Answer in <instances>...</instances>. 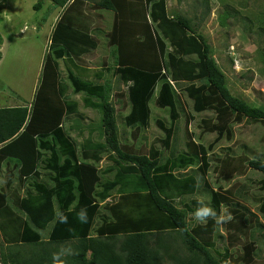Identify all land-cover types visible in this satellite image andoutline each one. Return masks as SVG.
Wrapping results in <instances>:
<instances>
[{"label": "trees", "instance_id": "16d2710c", "mask_svg": "<svg viewBox=\"0 0 264 264\" xmlns=\"http://www.w3.org/2000/svg\"><path fill=\"white\" fill-rule=\"evenodd\" d=\"M45 1L38 0L34 8L41 9ZM51 2L61 12L43 62L44 81L30 102L14 91L3 96H19L20 104H5L0 97V169H8L0 188V264H52L61 245L78 253L62 257L65 264L253 263L259 247L249 209L235 192L212 187L207 175L217 162L214 170L226 181L249 169L264 174V159L229 153L214 158L210 152L216 141L206 145L189 129L185 148L179 147V103L185 92L194 111L216 110L217 122L206 120L209 129L218 131L216 140L232 136V122L245 117L264 127V106L230 90L227 74L194 18L171 13L168 0ZM203 6L202 18L210 14V0ZM100 9L113 11L110 32L92 22V12ZM223 9L222 24L240 14L230 5ZM45 13L44 20L50 12ZM259 13L241 21L250 23L244 27L248 33L258 23L262 37L264 10ZM98 33L109 38L112 62L96 69L93 80L87 75L92 68L76 61L89 47H98ZM61 62L69 64L66 77ZM70 89L98 113L95 121L87 122L67 93ZM161 108L170 120L156 118L162 135L149 149L130 145L127 134L122 138L118 114L124 115V131L139 141ZM85 130L88 135L79 141ZM104 157L109 160L105 167L100 166ZM188 168L193 171L185 172ZM256 183L264 189V177ZM198 192L207 193L208 206L218 212L221 206L228 209L231 230L240 235L253 230L238 259L232 260L229 246L216 244L224 237L219 225L212 219L198 224L191 217L200 201L207 204L194 196ZM254 199L264 215V195ZM81 209L87 210V223L77 219ZM58 213L68 223H61ZM258 223L261 232L264 225Z\"/></svg>", "mask_w": 264, "mask_h": 264}, {"label": "rangeland", "instance_id": "374dc122", "mask_svg": "<svg viewBox=\"0 0 264 264\" xmlns=\"http://www.w3.org/2000/svg\"><path fill=\"white\" fill-rule=\"evenodd\" d=\"M37 1L0 0V97L5 104H20L19 101L22 102V98L26 102L32 101L37 87L44 81L43 62L49 51L52 28L59 19L61 8L52 9L51 0H46L43 7L36 10L34 4ZM203 3L204 0H168V8L173 14H185L194 18L198 29L213 46L214 57L227 74L230 90L251 104L264 106V62L261 59L264 52V36L261 37L256 32L257 22H255L257 24L253 33H248L244 27L247 26L248 28L250 23H247V20L241 21L242 18L252 19L255 18V15H259V12L264 10V0H210V14L202 18L204 14ZM225 5L234 7L240 14L235 15L236 17L232 15L228 19V23L222 24L220 14L223 13ZM89 8L92 9L88 5L87 9ZM47 11L50 12L49 17L44 20ZM92 13L94 17L92 22L105 33L110 32L113 23V11L100 9V11L94 10ZM98 13L99 19H96ZM98 38V47H89V52L76 61L81 66L85 65L92 68L87 72V75L93 80L95 79L93 72L96 69L102 68L105 61L112 62V48H110L108 36L98 33ZM61 66L64 77H66L69 64L61 62ZM76 72L82 73L83 70L77 68ZM122 87L125 86L122 85ZM13 91L22 98L19 96L12 99L4 97ZM67 93L71 95V99L78 103L81 113L87 118V122L95 121L98 118L96 111L84 106L82 94H74L72 89ZM193 103L187 93H181L179 110L182 115L178 122L179 147L185 148L184 142L188 137L187 129H189L195 133V138L198 141L206 145L216 141L214 150L210 152L214 158H225L226 153H229L235 156L247 155L249 158L264 159V141L262 140L264 127L260 123H253L246 117L233 121L231 125L232 136L225 135L222 139L216 140L218 131L209 129L206 120L211 119L212 123L217 122V111L209 109L199 113L194 111ZM126 109L123 108V111ZM123 111H120L121 114H124ZM153 117L150 126L142 130V140L133 141L132 136L129 135L130 132L124 131V115L118 114L117 122L121 132H123L122 138L125 139L127 134L130 145L136 144L137 147H141V150L143 147L149 149L155 139L162 135V129L157 125L156 118H162L167 122L170 120L166 108L155 109ZM71 122L73 123L72 120L68 121V125ZM83 122L86 124L85 119ZM87 135V130H85L83 136L79 137L78 140L81 141ZM157 145L162 147L158 142ZM108 163V158L104 157L100 166L105 167ZM217 163H213L207 179L212 187H216V190L235 192L236 197H240V201L249 209L247 214L252 221L255 239L259 247L255 264H264V228L259 232L257 225L258 222L264 225V215L259 210V203L255 202L254 199L255 196L264 195V189H261L260 185L256 183L257 180L264 177V174L258 170L249 169L245 173H236L230 181H226L221 178L223 177L222 174L214 170ZM188 171H193V169L185 170V172ZM2 172L4 173L3 170ZM2 178L0 177V188L3 187ZM194 196L207 202V205L209 204L207 193L198 192ZM224 209L229 213L226 207ZM227 224L228 222L219 225L218 232L224 237L216 239V244L221 249L229 246L233 253L232 260L238 259V254L243 253V246L249 241L250 233L253 230H248L246 235H240L238 231L227 227ZM1 235L0 231V240L2 239ZM45 236L48 239L47 234ZM231 241L233 245H231ZM232 263L235 264L234 261ZM236 264H241V262L237 261Z\"/></svg>", "mask_w": 264, "mask_h": 264}, {"label": "clouds", "instance_id": "9594fccd", "mask_svg": "<svg viewBox=\"0 0 264 264\" xmlns=\"http://www.w3.org/2000/svg\"><path fill=\"white\" fill-rule=\"evenodd\" d=\"M190 215L198 224H206L209 219H212L217 225H221L230 222L233 219L232 215L227 213L223 206H221L218 212L216 209L208 206L203 201L199 202V206ZM58 217L61 223H68L67 216L62 213H58ZM77 219L81 223H87V210L81 209L80 212L77 213ZM76 254L78 253L75 252L71 246L66 247L61 245L59 250L52 254V264H65L62 257L73 256Z\"/></svg>", "mask_w": 264, "mask_h": 264}, {"label": "crops", "instance_id": "0c3cea01", "mask_svg": "<svg viewBox=\"0 0 264 264\" xmlns=\"http://www.w3.org/2000/svg\"><path fill=\"white\" fill-rule=\"evenodd\" d=\"M2 170L4 171V173L2 172ZM7 171H8L7 166L3 167V169H0V177H1V178L3 177V178H2V180H3L2 184H3V185L6 183V180H7V177H6V172H7ZM4 176H5V179H4ZM15 184H17V183H15ZM15 184H14V185H15ZM19 185H20V184H19ZM256 258H257V255H256V257H255L254 262L251 263V264H255Z\"/></svg>", "mask_w": 264, "mask_h": 264}]
</instances>
